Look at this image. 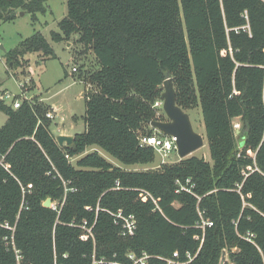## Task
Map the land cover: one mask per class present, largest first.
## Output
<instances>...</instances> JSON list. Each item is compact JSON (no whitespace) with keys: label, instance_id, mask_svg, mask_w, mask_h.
Returning a JSON list of instances; mask_svg holds the SVG:
<instances>
[{"label":"trees","instance_id":"obj_1","mask_svg":"<svg viewBox=\"0 0 264 264\" xmlns=\"http://www.w3.org/2000/svg\"><path fill=\"white\" fill-rule=\"evenodd\" d=\"M48 1L0 0V20L20 12L36 20ZM67 7L52 40L79 35L97 65L79 75L85 132L60 146L48 107L0 102V264H134L131 254H147L149 264H221L224 256L225 264H264V0ZM30 53L55 58L39 32L5 58L17 69ZM167 74L178 106L200 108L211 162L193 156L138 172L98 151L75 165L66 158L99 147L125 165L153 163L155 150L139 139L165 120L154 104ZM47 199L56 209L43 206ZM119 213L134 217L133 235H123Z\"/></svg>","mask_w":264,"mask_h":264},{"label":"rangeland","instance_id":"obj_2","mask_svg":"<svg viewBox=\"0 0 264 264\" xmlns=\"http://www.w3.org/2000/svg\"><path fill=\"white\" fill-rule=\"evenodd\" d=\"M45 7L46 12L36 14V20L30 13L21 15L23 12H20L16 20L12 22L3 23L0 20V95L3 93L11 95L12 98L4 102L11 107L14 97L20 102L28 100L45 105L48 107L47 113H52L54 116V119H51L50 130L56 140L60 136L74 138L75 135L85 132L84 96L87 88L79 75L83 68L89 70L97 68L96 59L94 54L79 42V35H73L70 40L62 42H54L51 38L52 32L60 31L59 22L67 16V0H50ZM38 32L51 45L55 58L44 57L43 53H30L19 61L21 67L15 69L13 63L8 65L5 52L18 48L22 42ZM186 112L191 118L194 131L204 137V147L188 158L195 156L211 162L201 110L196 107ZM159 114L166 119L162 111H159ZM6 122L7 115L0 110V129ZM234 125L240 132L239 119L234 121ZM95 151H98L110 163L127 171L156 170L161 164L181 161L177 152H171L165 159L156 152L153 163L125 165L99 147H90L81 156L73 158L71 163L75 165L82 156ZM57 206L58 203H53V208Z\"/></svg>","mask_w":264,"mask_h":264},{"label":"water","instance_id":"obj_3","mask_svg":"<svg viewBox=\"0 0 264 264\" xmlns=\"http://www.w3.org/2000/svg\"><path fill=\"white\" fill-rule=\"evenodd\" d=\"M24 15V13H21ZM3 49V46H1ZM162 109L166 116L165 121L154 120L150 126L155 131L164 136L176 138L177 154L180 160L187 159L190 155L204 147V137L194 131L189 114L177 104V93L174 83L169 74L163 84ZM237 134L239 131L237 130ZM73 138L60 136L58 143L70 145ZM46 208H53L51 199H47L44 204ZM226 263V256L223 257L221 264Z\"/></svg>","mask_w":264,"mask_h":264},{"label":"built area","instance_id":"obj_4","mask_svg":"<svg viewBox=\"0 0 264 264\" xmlns=\"http://www.w3.org/2000/svg\"><path fill=\"white\" fill-rule=\"evenodd\" d=\"M76 71V70H74ZM12 98L9 93H3L0 95V102H5L6 99ZM13 107L14 109L20 108L22 101H18L15 97L13 98ZM162 107V102L157 101L154 104V108H160ZM47 118L54 119V116L52 113H47ZM156 133L150 136H144L142 135L139 139L140 145L143 147H150L155 150L163 159L167 158L168 154L171 152H177V146H176V138L170 137V136H164L158 131H155ZM58 141V140H57ZM66 158L71 162L73 158H71L69 155H66ZM56 209V207L54 208ZM118 217L122 220L123 224V235H133L136 230V222L133 216L130 217H124L122 213L118 214ZM204 226L211 227L212 223L210 222H203ZM91 232V230H89ZM87 238V237H84ZM18 255V260H20L19 252L15 251ZM129 258L133 261L134 264H149V256L147 254H144L141 258H138L134 254L129 255Z\"/></svg>","mask_w":264,"mask_h":264},{"label":"crops","instance_id":"obj_5","mask_svg":"<svg viewBox=\"0 0 264 264\" xmlns=\"http://www.w3.org/2000/svg\"><path fill=\"white\" fill-rule=\"evenodd\" d=\"M90 53H92L91 51H89Z\"/></svg>","mask_w":264,"mask_h":264},{"label":"flooded vegetation","instance_id":"obj_6","mask_svg":"<svg viewBox=\"0 0 264 264\" xmlns=\"http://www.w3.org/2000/svg\"><path fill=\"white\" fill-rule=\"evenodd\" d=\"M165 120H166V119H165ZM165 120H164V121H165Z\"/></svg>","mask_w":264,"mask_h":264}]
</instances>
